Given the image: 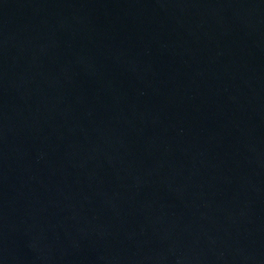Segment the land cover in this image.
<instances>
[{
	"label": "water",
	"instance_id": "water-1",
	"mask_svg": "<svg viewBox=\"0 0 264 264\" xmlns=\"http://www.w3.org/2000/svg\"><path fill=\"white\" fill-rule=\"evenodd\" d=\"M0 264H264V0H0Z\"/></svg>",
	"mask_w": 264,
	"mask_h": 264
}]
</instances>
